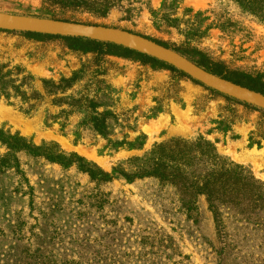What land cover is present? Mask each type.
I'll return each instance as SVG.
<instances>
[{"label":"rangeland","instance_id":"obj_1","mask_svg":"<svg viewBox=\"0 0 264 264\" xmlns=\"http://www.w3.org/2000/svg\"><path fill=\"white\" fill-rule=\"evenodd\" d=\"M0 12L133 32L264 92V0ZM26 33L0 28V264H264V109L111 42Z\"/></svg>","mask_w":264,"mask_h":264},{"label":"water","instance_id":"obj_2","mask_svg":"<svg viewBox=\"0 0 264 264\" xmlns=\"http://www.w3.org/2000/svg\"><path fill=\"white\" fill-rule=\"evenodd\" d=\"M0 28L23 32L102 40L164 61L224 95L264 109V94L198 66L180 53L142 35L101 25L0 12Z\"/></svg>","mask_w":264,"mask_h":264},{"label":"trees","instance_id":"obj_3","mask_svg":"<svg viewBox=\"0 0 264 264\" xmlns=\"http://www.w3.org/2000/svg\"><path fill=\"white\" fill-rule=\"evenodd\" d=\"M67 21V20H66ZM27 35H30V36H40V37H45V38H52V37H56V36H52V35H42V34H37V33H26ZM58 38H63V39H67V40H71V41H74V42H81V40H83L82 38H78V37H60V36H57ZM155 41V40H154ZM157 43L161 44V45H164L166 46L165 44L161 43V42H158L156 41ZM96 43V48L97 49H100L102 48L103 46H107L108 48H110L113 52H115V50L121 52V55L123 56H128V57H136L138 58L141 62H144V63H147L149 61L151 62H155V63H160L164 66H166L167 68H170L174 71H177L174 67L170 66V65H167L165 63H161L159 61H157L155 58L153 57H150V56H147L143 53H139L137 51H134L132 49H128V48H124V47H121V46H118V45H114V44H111V43H102V42H95ZM167 47V46H166ZM105 52V51H104ZM207 71L211 72V73H214V74H217L219 76H221L222 74L218 73V72H215L213 70H210L208 69ZM225 78V77H224ZM236 82V81H235ZM238 83V82H236ZM239 84V83H238ZM241 85V84H240ZM244 86V85H243ZM246 86V85H245ZM246 87H249L250 89H253L255 90V88H253L252 86H246ZM257 91H260V90H257ZM262 94H264V92L262 91Z\"/></svg>","mask_w":264,"mask_h":264}]
</instances>
